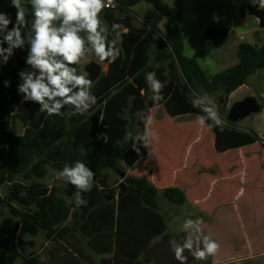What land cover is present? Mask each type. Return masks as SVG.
<instances>
[{
    "label": "trees",
    "instance_id": "trees-1",
    "mask_svg": "<svg viewBox=\"0 0 264 264\" xmlns=\"http://www.w3.org/2000/svg\"><path fill=\"white\" fill-rule=\"evenodd\" d=\"M172 1L173 5L162 0H116L114 10L104 9L101 18L109 26V39L114 36L111 33L113 23H121L127 32L117 45L119 58L114 63L103 62L108 69L91 89L97 103L83 115L71 114V107L66 106L62 115L48 116L38 111L40 106L37 103L23 100L17 86L20 83L18 73L28 69L25 63L27 45L23 50L16 49L6 65L0 63V218L7 207L21 221L18 230L5 228L0 232V264H14L18 259H22L23 264H41L38 257L29 252L35 246L29 237L44 233L48 240L58 243L60 237L57 236L66 233V228L61 227L71 217V231L78 232L91 210L113 204L116 197L119 212L120 208L133 206L140 199L155 217V227L152 228L155 231L151 230L150 240L142 247L141 255L154 239L165 234V220L158 213V190L146 178L127 175L115 187L109 185V171L119 169L129 147V127L122 125L123 116L128 113L135 97L151 91L143 71L149 65L152 49H156L154 57L160 64L155 71L158 80L163 82L168 70L176 68L177 71L163 83L165 87L161 94L165 99L158 106L154 101L147 102V106L149 110L162 106L171 118L204 115L199 108L193 107L192 94L196 97L205 93L209 97L228 96L246 85L249 77L258 70L264 69V45L242 43L238 47L237 65L209 74L196 60L185 55L180 30L185 21L183 7L180 1ZM142 2L151 4L167 18L163 32L135 25L132 8ZM22 3L31 11L29 0H22ZM246 8L241 9L242 17L247 16ZM0 12L8 13L15 21L16 9L10 0H0ZM28 19L30 23L31 16ZM204 38L221 47L229 39V30L212 27ZM6 81L9 82L7 87ZM130 118L134 119L135 115ZM209 123L211 121H206ZM18 124L23 128L22 134L17 131ZM137 125L141 127L139 134H143L145 120H138ZM209 129L214 133V149L218 154L260 140L257 134L242 132L228 121ZM77 160L95 172L91 191L81 193L88 203L79 207L73 199L74 186L69 184L65 190L66 197L72 200L70 203L57 194L50 196L51 187L41 181L47 177L56 181L55 172L62 170L66 163L72 165ZM5 186L8 192L2 195ZM134 192L138 198L132 196ZM163 194L178 206L189 203L185 191L179 187H167ZM89 246L99 254L112 251L111 247L110 251H99L92 242ZM111 246L115 255L120 254L117 232L111 239ZM62 250L67 255L80 256L67 245H62ZM141 255L127 260L130 264H139L136 260Z\"/></svg>",
    "mask_w": 264,
    "mask_h": 264
},
{
    "label": "rangeland",
    "instance_id": "rangeland-1",
    "mask_svg": "<svg viewBox=\"0 0 264 264\" xmlns=\"http://www.w3.org/2000/svg\"><path fill=\"white\" fill-rule=\"evenodd\" d=\"M162 1L172 5V0ZM249 1L252 2L253 0H219L218 4H211L207 3L208 1L201 0L193 2L192 4L183 3L182 7L185 21L181 25L180 30L186 40L185 55L198 60L200 66L204 70L214 75L225 68L235 66L234 64L239 62L238 55H236L238 52L236 53L235 47H239L240 44L247 43L263 46L264 29L257 27L254 18L239 16L240 3L246 2L245 6L247 7L249 6L247 5ZM258 2L261 5V0H258ZM132 11L135 15L134 22L138 27L151 28L154 31L158 30L160 32L164 31L162 24L167 21V18L158 12L151 4L145 2L139 3ZM105 23L107 24L106 21ZM214 24H224L233 30L224 48L215 46L212 41L206 40L202 35L203 30L211 28ZM252 29H255V32H252ZM241 36L244 38L243 41L240 39ZM225 57H227L226 62L223 61ZM93 64L100 65L102 67V74L106 73L108 66L100 63L96 58L90 57L77 66L78 74L85 75L89 78L87 67ZM159 66L154 55H152V59L143 73L146 76L148 72H155ZM176 71V68L168 70L162 83L166 82ZM248 80L246 87L229 94L227 96L228 100L224 99L222 103H219V99L221 100L225 98V96L219 95L210 97L213 100L212 106L218 111L223 122L227 121V114L232 105L239 102L238 100L242 101L247 98L246 95L244 97L243 94H247L251 90H253V98L258 100L259 104H263L262 100L257 97L258 91L252 86L251 80ZM141 94L146 103L153 101L152 91L147 94L142 92ZM191 97L193 99L196 98L195 94H192ZM149 114L154 117L155 123L152 125V129L155 130L159 139L153 141L150 146L147 147L150 153L149 156L140 160L133 168H128L125 162H123L120 164L118 170H110L109 175L111 178L109 184L114 185L115 181L120 180L123 173H129L128 175L131 176L146 178L155 186L158 190V211L163 215L167 224L164 235L171 236L173 245L181 234H185L182 231L184 221L187 219H196L198 217L202 218L204 221V233L211 234L213 239L220 243L219 235H217L219 233L217 228L219 224L224 223L226 226H230V224L239 225V222L235 215L236 213L230 211L229 206L226 209L217 208L219 193L222 192L225 187L222 186L223 184L213 179L216 177L217 173L214 174L212 170H210V172L207 170L209 167L216 172L219 169V160L221 157H219L214 149V135L208 130V132H200L201 126L197 122L196 115L171 118L167 115L162 106L152 109ZM258 115L259 113L253 114L237 123H233V125H238V123L240 124L244 121L249 122L253 117H257ZM130 116L129 113L125 114L122 122V125L129 127L128 134H132L131 137L127 135L129 140L134 139L141 130V127L137 125V121L140 119L145 120L141 113H137L134 119H131ZM17 131L19 134L23 133L21 124H18ZM262 148L264 147L261 144V146L258 147L259 151H261ZM234 155L236 154L232 153L229 156L232 157ZM52 172L53 170L50 169V173ZM153 173L154 175H152ZM41 181L51 187L50 196L57 194L68 202H72V200L65 195V190L69 186V183L63 180L54 181L51 177H47ZM171 186H176L184 190L190 200H193L195 196H201L200 199L204 200V205L196 207L187 203L178 206L169 202L165 198L163 190ZM246 188L249 193H252L254 186L250 184L246 186ZM7 192L8 187L5 186L1 194L5 195ZM254 196L255 193L244 200L242 199L239 203L244 223L253 217L254 208L252 206L255 207V205H259V201L256 202L255 199H262L261 197ZM202 207H205V209ZM36 209L37 208H35V210ZM20 224L21 221L19 218L14 217L9 212V209L5 207L4 214L0 218V232L5 228L18 230ZM233 226L234 225L231 226V230L228 229V232L236 234L237 236H234L235 239L230 240L231 244L227 246L220 244L219 252L215 257L208 256L206 259H197V264H213L215 260L224 259L229 255L236 254L238 251H249V243L245 240L244 234L239 229L240 226H236L235 229ZM32 238H34L38 244L45 242L44 233ZM14 264H23V261L22 259H18ZM243 264L250 263L246 262Z\"/></svg>",
    "mask_w": 264,
    "mask_h": 264
},
{
    "label": "clouds",
    "instance_id": "clouds-1",
    "mask_svg": "<svg viewBox=\"0 0 264 264\" xmlns=\"http://www.w3.org/2000/svg\"><path fill=\"white\" fill-rule=\"evenodd\" d=\"M29 4L31 11L22 0H11V6L16 9L15 21L8 13L0 12V63L6 65L16 49L23 50L27 45L25 63L30 70L18 73L20 83L17 86L23 100L37 103L38 111L48 116L62 115L66 106L71 107L73 115L87 113L97 103V97L91 92L92 80L78 74L76 66L90 57L100 63H114L119 58L117 45L122 42L127 28L121 23H113L111 33L114 36L109 39V27L101 18L104 9L113 6V0H29ZM261 7H264V0H261ZM146 81L153 93L152 100L158 106L165 99L161 94L165 85L156 78L154 71L147 73ZM7 86L9 82L6 81ZM192 105L204 113L197 116L201 127L222 126L223 121L212 106L213 100L206 93L193 99ZM206 121L211 123L206 124ZM154 123V117L147 114L145 131L137 134L134 141L142 142L147 148L158 140L152 129ZM128 135L131 137L132 134ZM133 148L139 152L135 143ZM94 176L95 172L79 160L72 165L66 163L62 170L55 172L56 180L76 188L73 199L77 207L87 205L81 193L91 191ZM203 224L199 217L184 221L182 231L186 237L173 249L178 260L186 259L183 256L185 250L196 259L218 254L220 244L211 234L204 233Z\"/></svg>",
    "mask_w": 264,
    "mask_h": 264
},
{
    "label": "crops",
    "instance_id": "crops-1",
    "mask_svg": "<svg viewBox=\"0 0 264 264\" xmlns=\"http://www.w3.org/2000/svg\"><path fill=\"white\" fill-rule=\"evenodd\" d=\"M178 1H180L181 5H183V3L192 4L193 2H198L199 0H178ZM201 1H206V2L208 1L207 3L218 4L219 0H201ZM245 3L246 2H241L239 5L240 8L239 16H241V9L243 6L246 5ZM257 4L260 5L258 0L247 2V5H257ZM172 5H173V1H172ZM136 6H134L132 9H134ZM255 20L257 27L260 28L258 26L257 19ZM166 22L162 24L163 29L165 27ZM212 27L226 28L229 30L230 36L231 33L233 32L231 28L225 26L224 24H214L213 26H211V28ZM139 28H144V27H139ZM209 29L203 30L202 35L204 36V34ZM260 29H264V28H260ZM251 31L255 32V29H252ZM183 39H184V46L186 47V40L184 38V35H183ZM240 39L242 41L244 40L242 36ZM225 44L221 46V48H224ZM255 46L257 45L255 44ZM235 49L237 53L238 46L237 48L235 47ZM155 50H156L155 48L152 49L153 53H151V59H152V55H154ZM236 55H238V53ZM226 58L227 57H225L223 61L226 62L227 60ZM196 61L198 62V60ZM238 63L239 62L235 63L234 65H237ZM198 64L200 65V62H198ZM249 79L252 82V86L258 91V96L257 95L256 96L262 100L263 104H259L257 100L258 104L261 106V111L259 112V115L257 117H253L249 122L244 121L240 124L238 123V125H235V127L242 132H247V133L253 132L257 134L259 137H262L264 135V69L258 70L255 74L249 77ZM246 86L247 84L242 86L238 90ZM252 91L253 90H251L247 94H243L244 97L245 95L246 97L249 96L253 97L254 95ZM151 111L152 110H150V112ZM207 130L214 135V133L206 126L201 127L200 132L201 131L204 132ZM214 140H215V136H214ZM260 146H261L260 142H257L253 145L229 150L228 152L222 154L217 153L219 157H221V159L219 160L220 163H219L218 171L216 172L211 167L207 169L208 172L212 170L214 174L217 173L216 177L213 176L214 177L213 179L215 181H218V183L223 184L222 186L225 187L223 191L219 193L217 208L226 209L229 206L230 211L236 213L235 215L239 222V225L230 224V226L229 225L226 226V224L224 223L219 224V226L217 227L219 231L217 235H219L218 237L220 239L219 244L227 246L231 244L230 241L231 239H235L234 236L237 235L228 232L229 230L232 229L231 226L234 225L233 226L234 229L236 228V226L238 227L240 226L239 229L244 234V238L249 243V247H250L248 252L238 251L236 254L229 255L224 259L215 260L216 264H243L246 262H249L250 264H264V148H262V150L259 151L258 147ZM232 153H235L236 155L230 157L229 155ZM128 174L129 173L127 174L125 173V177ZM152 175H154V173ZM125 177L121 176L120 180L115 181L114 185H110V184L109 185L111 187H115L118 183L122 182ZM250 184L254 186L252 193H249L246 188V186ZM254 193H255L254 197H261L262 199H258V200L255 199L256 202L259 201L258 202L259 205H255V207L252 206L254 208L253 210L254 213L252 214L253 217L250 218L246 223H244V220H242L243 219L242 210L239 203L242 199L244 200L245 198L254 195ZM131 194L134 198L139 197L135 192ZM200 197L201 196H195L193 200H190L189 196L187 195L189 203L192 204V206H196V207H201L202 205H204L203 203L204 200H201ZM202 208L205 209V207ZM158 213L162 215L159 211ZM154 221H155L154 215L147 210V208L142 204L140 199L133 206L129 205L120 208V212H119L117 197H116L113 204L104 205L91 210L88 216L86 217L85 221L82 223V229L78 232L71 231L72 222H73V219L71 217L61 227V229L66 228V233L62 237L61 234L57 236V238L60 237L58 239L59 244L55 243L53 240H48L45 234H44L45 242L44 243L41 242L40 244H38L34 238L29 237L28 239H31L35 242L34 248L31 249L29 252L37 256L41 264H130V262L127 259L135 258L138 255H141L142 247L149 242L152 234L151 230H153V232L155 231V229H152L153 227H155V224L153 223ZM157 225L160 226L159 223H157ZM116 232L118 233V245L120 251V254L117 255L114 254V248H112L111 246V239L112 237L115 236ZM161 237L154 239L151 242V244L158 241ZM102 239H104V241H100ZM89 242H92V244L99 251H110L109 250L110 247L112 251L109 254H99L94 249L90 248ZM62 245H67L68 248L72 249L76 253H80V256H76L75 254L73 256L67 255L62 250ZM144 251L142 255L139 256V258L136 260V262L139 264H147V262L143 259Z\"/></svg>",
    "mask_w": 264,
    "mask_h": 264
},
{
    "label": "water",
    "instance_id": "water-1",
    "mask_svg": "<svg viewBox=\"0 0 264 264\" xmlns=\"http://www.w3.org/2000/svg\"><path fill=\"white\" fill-rule=\"evenodd\" d=\"M247 16L254 17L258 21V26L264 28V8L260 5H249L247 6ZM89 79L95 83L102 74V67L98 64L89 65L87 67ZM227 100V96L221 99V103ZM261 111V106L257 100L253 97H247L242 101H239L232 105L231 109L227 114V121L231 123H237L253 114H257ZM150 110L147 106L146 101L143 97H135L132 101V105L128 111L129 115L134 116L137 113H141L144 118L149 114ZM135 139V138H134ZM134 139L129 140V147L127 148L124 155V162L128 168H133L140 160L148 157L149 152L146 147L143 146L142 142H135ZM139 148V152L135 151L133 144ZM125 177V173L122 174ZM186 234H181L176 244H182ZM174 245L171 236L164 235L160 240L154 242L149 246L143 254V259L148 260L147 264H197V259L191 254L189 250H185L183 256L186 258L184 261L178 260L174 253Z\"/></svg>",
    "mask_w": 264,
    "mask_h": 264
},
{
    "label": "built area",
    "instance_id": "built-area-1",
    "mask_svg": "<svg viewBox=\"0 0 264 264\" xmlns=\"http://www.w3.org/2000/svg\"><path fill=\"white\" fill-rule=\"evenodd\" d=\"M116 6H117L116 0H113V6L106 7L105 9H107V10H114L116 8ZM149 30H152V29L149 28ZM260 144H262L263 147H264V135L260 138Z\"/></svg>",
    "mask_w": 264,
    "mask_h": 264
},
{
    "label": "flooded vegetation",
    "instance_id": "flooded-vegetation-1",
    "mask_svg": "<svg viewBox=\"0 0 264 264\" xmlns=\"http://www.w3.org/2000/svg\"><path fill=\"white\" fill-rule=\"evenodd\" d=\"M219 102L221 103V100L220 99H219ZM174 245H176V243ZM146 262H148V260H146Z\"/></svg>",
    "mask_w": 264,
    "mask_h": 264
}]
</instances>
